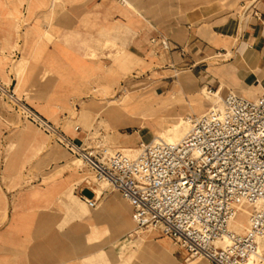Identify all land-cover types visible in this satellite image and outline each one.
<instances>
[{"label":"crops","instance_id":"1","mask_svg":"<svg viewBox=\"0 0 264 264\" xmlns=\"http://www.w3.org/2000/svg\"><path fill=\"white\" fill-rule=\"evenodd\" d=\"M160 35L169 37L170 48L153 41ZM106 42L117 45L111 47L112 53L121 46L128 54L149 51L150 42L167 51L175 66L191 70L208 66L206 70L213 74L237 82L238 91L227 92L256 99L264 90V0H0V79L17 94L38 99L35 108L54 123L63 105L55 103L54 97H69L72 82L88 89L96 76L103 75L102 63L81 51L93 44L103 49ZM211 57H221L222 64L211 62ZM222 88L215 93L220 96ZM16 112L0 98V264H106L99 259L88 261L101 248L89 245L87 238L95 229L102 232L113 228L115 214H130L121 201L123 196L116 190L104 192L105 213L98 212L100 216L94 219L39 218L34 212L23 217L22 202L9 196L4 184L8 177L19 178L15 183L22 184L21 169L15 168L14 173L2 169L7 154L1 133L17 122ZM80 129L63 130L86 144ZM80 190L81 199L83 194L95 197L97 192L84 187ZM37 206L31 199L30 210ZM134 230L135 222L123 241H139L144 235L153 238L142 251L127 252L124 259L109 258V264H127L126 260L135 255L138 264H209L205 259L187 260L186 252L160 231ZM161 236L170 238L176 248ZM24 256L30 261L24 262Z\"/></svg>","mask_w":264,"mask_h":264},{"label":"built area","instance_id":"2","mask_svg":"<svg viewBox=\"0 0 264 264\" xmlns=\"http://www.w3.org/2000/svg\"><path fill=\"white\" fill-rule=\"evenodd\" d=\"M153 41L171 47L165 35ZM0 98L80 157L97 181L119 191L132 207L135 232L170 236L187 260L264 264V90L256 99L229 91L190 117L182 138L142 141L135 153L102 141L78 142L1 79ZM81 197L91 207L100 199L96 192ZM240 212L247 223L237 230L233 223Z\"/></svg>","mask_w":264,"mask_h":264},{"label":"rangeland","instance_id":"3","mask_svg":"<svg viewBox=\"0 0 264 264\" xmlns=\"http://www.w3.org/2000/svg\"><path fill=\"white\" fill-rule=\"evenodd\" d=\"M27 21L28 19H24V22ZM90 42L93 43L91 40ZM116 46L106 42L102 45L103 49L93 44L88 50L81 51L87 52L90 59L102 63L103 75L96 76L88 89H81L72 82L74 87L69 97L63 99L56 96L53 99L55 103H63L59 115L53 120L61 124L64 130L72 128L74 131L75 126H80L81 135L87 145L102 141L111 149L128 152L124 148L138 147L140 142L150 141L161 130L174 134L175 123L179 117H183L185 121L177 129L183 130L186 126L181 136L185 135L190 128L187 118L198 116L211 108V94L220 87H223L221 97L229 89L238 91L237 82L231 78L226 79L223 74H213L210 69L206 70L208 66L191 70L188 66L173 65L169 53L155 48L150 42L147 43L149 51L137 50L134 54H128L129 51L121 46L112 53L111 47ZM210 61L222 64L221 57H211ZM94 86L96 90L93 89ZM210 90L213 93H209ZM17 95L37 110L35 101L38 99L32 98L30 94ZM5 102L16 112L10 102ZM16 113L17 122L8 126L5 133H1L6 139L4 150L7 154L6 165L2 169L6 173H14L15 168L17 171L21 169L22 184L15 183L19 178L9 177L4 178V184L6 182L8 195L12 194L13 199L22 202V216L30 217L31 212H34V216L39 218L60 216L94 219L100 216L99 213L104 214L102 209L107 200L103 197L104 194L98 200L97 208H91L80 198V189L84 187L91 193L93 190L109 192L111 187L97 181L93 170L81 159L79 163L73 164L76 155L55 142L36 124L21 117L19 112ZM63 166L69 168L63 175L53 177ZM31 199L37 202L38 209L30 210ZM121 201L132 212L130 203L122 197ZM76 212L78 213L75 214ZM131 212L126 217L120 213L113 215L116 218L113 228L102 232L95 229L92 235L90 231L91 236L88 235L87 243L101 250L96 254L97 257L93 256L88 261L99 259L102 263L109 264V258L124 259L127 252L136 254L151 241L152 235H144L145 238L139 241H123L126 233L134 228ZM246 219L245 213L240 212L233 225L238 227L239 222H246ZM46 228L40 226V229ZM39 233L40 238L44 239V234ZM161 238H166L176 248L170 238ZM25 245H29V242ZM41 254L43 253L40 251ZM23 260L29 262L30 257L24 256ZM138 260L135 255L126 262L138 264Z\"/></svg>","mask_w":264,"mask_h":264},{"label":"bare ground","instance_id":"4","mask_svg":"<svg viewBox=\"0 0 264 264\" xmlns=\"http://www.w3.org/2000/svg\"><path fill=\"white\" fill-rule=\"evenodd\" d=\"M150 84V83H149ZM221 95V94H220ZM210 98H212V106L211 107H213V106H215L218 102H219V100H220V98H221V96H219L217 93H213V94H211L210 95ZM144 116V115H143ZM190 119V117L189 118H187V120H189ZM109 121V120H108ZM185 120H184V118L183 117H179L177 120H176V123H175V127H174V129H176L175 131H174V134H169V133H166V131H159L158 133H157V135L154 137V138H152V139H161V138H164V139H166V140H169V141H175V140H178V139H180V138H182L184 135H182L181 136V134H183L184 133V130H186V126L183 128V130H178L177 128L178 127H180V125H182L183 124V122H184ZM190 121V120H189ZM110 122V121H109ZM143 122V121H142ZM141 122V123H142ZM190 123V122H189ZM75 128H76V126H75ZM188 132V131H187ZM179 136H181V137H179ZM124 149H127V151L129 152V153H135V152H137L138 151V147H127V148H124ZM79 161H80V157H78V156H76V158H75V160L73 161V164H77V163H79ZM56 168V167H55ZM69 167L67 166V167H62V168H60L59 170H57V172L55 173V174H53V177H57V176H61V175H63V173L66 171V169H68ZM54 169V168H53ZM54 171V170H53ZM88 181H90V179L88 180ZM97 191V194H98V196L101 198L102 197V194H103V190H96ZM237 221V220H236ZM235 223V222H234ZM233 223V224H234ZM246 223H247V219H246V222H239V224H238V227H236V226H234L237 230H242L244 227H245V225H246ZM199 258H202V259H205V258H203V257H197L196 259H199ZM206 261H208L207 259H205Z\"/></svg>","mask_w":264,"mask_h":264}]
</instances>
